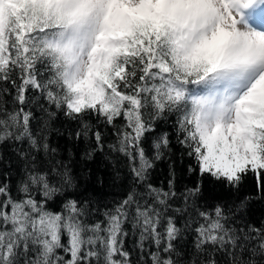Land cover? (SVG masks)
Returning <instances> with one entry per match:
<instances>
[{"label": "snow or ice", "instance_id": "snow-or-ice-1", "mask_svg": "<svg viewBox=\"0 0 264 264\" xmlns=\"http://www.w3.org/2000/svg\"><path fill=\"white\" fill-rule=\"evenodd\" d=\"M0 264H264V0H0Z\"/></svg>", "mask_w": 264, "mask_h": 264}, {"label": "trees", "instance_id": "trees-1", "mask_svg": "<svg viewBox=\"0 0 264 264\" xmlns=\"http://www.w3.org/2000/svg\"><path fill=\"white\" fill-rule=\"evenodd\" d=\"M160 179H163V175L161 174Z\"/></svg>", "mask_w": 264, "mask_h": 264}]
</instances>
